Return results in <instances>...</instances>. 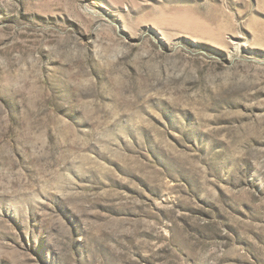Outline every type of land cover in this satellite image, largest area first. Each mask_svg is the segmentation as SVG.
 Masks as SVG:
<instances>
[{
  "label": "rangeland",
  "instance_id": "obj_1",
  "mask_svg": "<svg viewBox=\"0 0 264 264\" xmlns=\"http://www.w3.org/2000/svg\"><path fill=\"white\" fill-rule=\"evenodd\" d=\"M0 264H264V0H0Z\"/></svg>",
  "mask_w": 264,
  "mask_h": 264
}]
</instances>
